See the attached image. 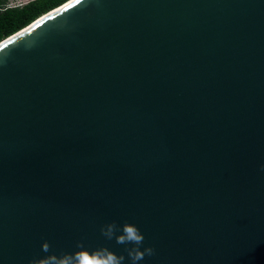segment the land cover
Returning <instances> with one entry per match:
<instances>
[{
	"label": "water",
	"instance_id": "water-1",
	"mask_svg": "<svg viewBox=\"0 0 264 264\" xmlns=\"http://www.w3.org/2000/svg\"><path fill=\"white\" fill-rule=\"evenodd\" d=\"M125 223L139 264H264V0H68L0 41V264H130Z\"/></svg>",
	"mask_w": 264,
	"mask_h": 264
},
{
	"label": "clouds",
	"instance_id": "clouds-1",
	"mask_svg": "<svg viewBox=\"0 0 264 264\" xmlns=\"http://www.w3.org/2000/svg\"><path fill=\"white\" fill-rule=\"evenodd\" d=\"M101 233L108 239L115 237L118 244L132 245L126 248L130 264H139L145 256H151L154 253V249L151 247L141 249L144 236L134 224H123L119 229V234H117L116 225L109 224L101 228ZM77 249V251L72 253H62L61 255L53 253L43 258H34L29 261V264H123L125 260L123 255L118 256L107 247L89 251L84 248L82 243L78 242ZM42 250L45 253L50 252V245L47 241L42 244Z\"/></svg>",
	"mask_w": 264,
	"mask_h": 264
},
{
	"label": "trees",
	"instance_id": "trees-1",
	"mask_svg": "<svg viewBox=\"0 0 264 264\" xmlns=\"http://www.w3.org/2000/svg\"><path fill=\"white\" fill-rule=\"evenodd\" d=\"M66 1L68 0H29L24 4L9 6L6 0H0V41Z\"/></svg>",
	"mask_w": 264,
	"mask_h": 264
},
{
	"label": "rangeland",
	"instance_id": "rangeland-1",
	"mask_svg": "<svg viewBox=\"0 0 264 264\" xmlns=\"http://www.w3.org/2000/svg\"><path fill=\"white\" fill-rule=\"evenodd\" d=\"M27 0H6L7 5L12 6L13 4H22Z\"/></svg>",
	"mask_w": 264,
	"mask_h": 264
},
{
	"label": "built area",
	"instance_id": "built-area-1",
	"mask_svg": "<svg viewBox=\"0 0 264 264\" xmlns=\"http://www.w3.org/2000/svg\"><path fill=\"white\" fill-rule=\"evenodd\" d=\"M28 1H29V0L25 1L24 3L28 2ZM24 3H22V4H24Z\"/></svg>",
	"mask_w": 264,
	"mask_h": 264
}]
</instances>
